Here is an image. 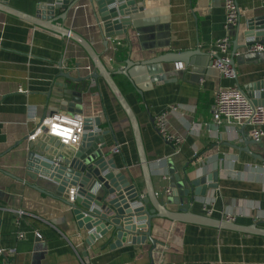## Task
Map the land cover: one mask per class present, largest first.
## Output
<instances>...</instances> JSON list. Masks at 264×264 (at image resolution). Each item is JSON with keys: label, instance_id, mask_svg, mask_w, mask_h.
I'll use <instances>...</instances> for the list:
<instances>
[{"label": "crops", "instance_id": "obj_1", "mask_svg": "<svg viewBox=\"0 0 264 264\" xmlns=\"http://www.w3.org/2000/svg\"><path fill=\"white\" fill-rule=\"evenodd\" d=\"M54 2L6 0L11 9L31 16L40 6ZM132 2L135 5L128 7L133 10L128 34L111 38L108 51L102 44L98 8L91 0L77 1L67 11L57 10L56 17L66 16L57 24L90 41L102 61L114 71L126 66L120 56L140 62L171 51L201 50L209 54L215 41L226 37L231 39L232 54L235 37L225 28L223 0ZM237 4L242 30L234 79L222 78L212 68L211 59L203 56L193 57L196 64L187 69L183 64L182 68L177 64L133 68L132 76L143 96L126 77L115 75L114 79L137 115L147 157L154 163V185L159 194L170 189L168 179H164L170 177V162L179 172L188 165L198 178L218 172V188L196 200L192 213L222 220L231 214L235 224L264 228V162L257 159L264 158V138L250 146L256 158L240 152L235 147H244V127L218 126L212 114L221 88L236 87L251 100L259 98L264 88V53L242 48L248 43L244 33L251 23L255 33L251 40H258L256 33L264 24V7L261 0H237ZM115 40L121 44L116 46ZM159 43L166 48L151 50ZM92 70L89 57L73 41L0 12V248L17 250L8 262L0 258V264H86L84 253L89 264H264L262 236L167 219L153 222L155 248L149 240H126L120 247H113L117 238L112 231L97 236L91 244V232L79 226L65 196L47 180L34 181L27 176L30 151L34 152L28 137L37 126L33 118L56 113L70 115L55 108L51 100L54 98L49 97L54 82L61 72L86 77ZM162 73H167V82H150L151 76ZM92 86V93L103 97L102 130L110 131L111 126L113 131L105 137L109 158L145 194L130 122L102 80ZM98 98H92V102L100 105ZM165 111L168 130L182 138L177 153L156 128V118ZM249 130L246 127L244 134L251 138ZM38 142L58 151V156L52 150L45 153L41 147L35 157L43 151L46 157L61 160L59 156L68 157L72 149L49 145L50 140ZM117 145H121V152L111 153ZM168 208L177 210L175 205ZM20 234L25 237L20 239Z\"/></svg>", "mask_w": 264, "mask_h": 264}, {"label": "water", "instance_id": "obj_2", "mask_svg": "<svg viewBox=\"0 0 264 264\" xmlns=\"http://www.w3.org/2000/svg\"><path fill=\"white\" fill-rule=\"evenodd\" d=\"M77 1L80 0H55L52 4L40 6L36 15L31 16L11 9L6 4V0H0V12L68 38L87 54L94 67L93 72L86 77H74L69 72H61L49 94V97L54 98L51 100L58 110L68 112L70 115L80 113L86 116L85 134L80 144L72 147V149L69 148L71 152L68 157L59 156L61 160H57L46 157L43 151L37 155L38 157H35L34 153L38 152L44 145L41 142L33 143L31 147L34 152L30 151L27 176L34 181L37 179L47 180L58 193L65 196L66 203L74 209L79 226L91 232L89 238L91 244L94 243L97 236H104L112 231L117 238L113 243V247H120L126 240L132 243H145L149 240L155 248L157 241L152 238V228L153 222L157 219H167L176 223L194 224L264 237V228H260L258 225L241 226L222 219L192 213V205L196 200L206 197L209 190L218 188V172L198 178L195 172L188 169V165L179 172L170 162V177L164 179H168L171 193L168 195L167 190H165L159 194L156 191L153 172L154 163L147 157L137 115L114 79L115 75L126 77L137 92L143 96V91L137 88L136 81L132 76L133 68L183 64L187 69L190 66H195L196 63H193V57L210 58L213 63V60L218 59L219 56L202 53L201 50H187L177 53L171 51L140 62L131 61L129 56L125 63L126 66L114 71L106 66L101 55L97 53L90 41L65 26L57 24L59 21L65 20L66 16L56 17V11L59 9L70 10L69 8L74 7ZM91 1L98 8L103 28L102 44L108 51L111 38L128 34V29L132 25L131 14L133 11L128 7L135 4L132 0ZM253 28L251 23L249 31L244 33L248 43L243 45L242 48L250 47L256 44L257 41L259 42L257 44H264V24L261 25V31L256 33L258 38L256 41L251 40L252 35L255 34ZM241 30L240 16L238 26L233 30V37L235 38L233 41L232 65L234 68L235 56L241 48L238 45ZM138 33L140 32L138 31ZM140 37L142 36L140 35ZM127 41L130 42L129 38ZM140 41H142V38ZM162 48L166 47L159 43L151 50ZM198 65L205 66V64L200 63H197ZM165 74L167 73L151 76L150 82L158 85L167 82L168 76ZM100 80L106 84L130 122L142 168L146 188L145 194H142L136 183H132L118 169L114 159L109 158L110 151L105 137L110 132L113 133L112 127L110 126V131L102 130L100 113L103 112V97L98 98L91 91L92 83L94 82L97 86ZM92 98L94 100L98 98L100 105L97 101L92 102ZM252 100L254 105L264 106V88H262L259 98H252ZM245 128L242 132L245 140L244 147L235 148L256 158V155L250 152V146L259 144L260 141L247 137L244 134ZM114 141L117 143L116 139ZM35 145L37 146L34 148ZM49 145L64 148L56 138H51ZM44 148L45 153L52 150L55 152L54 156H58V151H54L50 146ZM257 159L264 162L262 157H257ZM19 181L23 180L19 179ZM73 187L77 190L76 204L74 205L67 201L70 189ZM34 188L41 192L43 190L37 186H34ZM168 205L177 206V210H170ZM83 256L86 264H89L87 253H84Z\"/></svg>", "mask_w": 264, "mask_h": 264}, {"label": "built area", "instance_id": "obj_3", "mask_svg": "<svg viewBox=\"0 0 264 264\" xmlns=\"http://www.w3.org/2000/svg\"><path fill=\"white\" fill-rule=\"evenodd\" d=\"M226 11L225 28L227 31L233 32L238 26L239 18L241 16L237 0H223ZM264 7V0H261ZM116 46L121 44L120 40L113 42ZM231 39L229 37L219 39L212 45L210 51L211 55L219 56L214 59L212 68L217 70L222 78L232 80L237 73L232 65V54L230 51ZM250 52L259 54L264 53V44H254L249 47ZM182 68V64H179ZM90 69V68H88ZM176 111V108L172 109ZM213 121L216 125H228L231 128L248 127L249 135L252 140L261 141L264 138V106L254 105L252 100L240 89L236 87L221 88L215 99L212 108ZM167 112H163L156 118V128L164 140L170 143L175 148V153L180 151L182 138L173 135L168 130L167 126ZM33 120L37 123L33 133L28 137L30 143H36L39 140H50L56 138L60 145L64 148L78 146L85 134L86 116L80 113L67 115L62 113L50 114L41 119L34 117ZM121 152V145L115 146L111 149V153L117 154ZM169 195L170 189L166 191ZM68 202L72 205L76 203L77 190L71 188L69 192ZM225 221L234 222L233 215H225ZM37 236L40 237L39 234ZM20 239L25 237L20 234ZM17 254L16 249L0 248V258L8 262L9 258Z\"/></svg>", "mask_w": 264, "mask_h": 264}, {"label": "trees", "instance_id": "obj_4", "mask_svg": "<svg viewBox=\"0 0 264 264\" xmlns=\"http://www.w3.org/2000/svg\"><path fill=\"white\" fill-rule=\"evenodd\" d=\"M86 54V53H85ZM87 55V54H86ZM120 61L121 62H126V59H125V57L124 56H120ZM91 66H92V69H94V67H93V65H92V63H91Z\"/></svg>", "mask_w": 264, "mask_h": 264}]
</instances>
